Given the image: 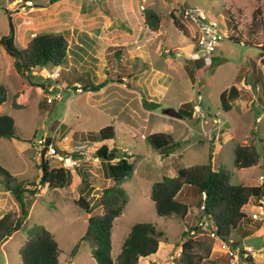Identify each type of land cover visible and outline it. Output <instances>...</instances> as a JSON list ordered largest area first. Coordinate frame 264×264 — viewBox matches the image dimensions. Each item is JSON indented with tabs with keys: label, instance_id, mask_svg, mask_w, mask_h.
Segmentation results:
<instances>
[{
	"label": "rangeland",
	"instance_id": "374dc122",
	"mask_svg": "<svg viewBox=\"0 0 264 264\" xmlns=\"http://www.w3.org/2000/svg\"><path fill=\"white\" fill-rule=\"evenodd\" d=\"M51 1L0 0V38L8 34L10 19L20 49L25 33L27 37L61 34L68 42L66 58L59 67L34 69L28 74L29 80L43 85L44 90L20 77L13 59L0 46V85L6 92L0 115L11 117L16 132L28 140H0V167L18 181L33 182L35 186L28 189L37 192L35 196L25 194V227L0 246V264H21L19 252L34 225H42L54 235L61 250L59 264H97L89 245L81 239L91 214L75 202L82 188L79 170L92 176V199L112 184L107 169L117 159L98 160L94 155L97 144L91 142L92 136L108 126L114 133L109 145H115L119 156L130 155L132 163L131 174L121 182L128 202L113 224L112 259L120 253L134 224L149 223L164 236L156 254L140 259L139 264H175L189 238L200 244L192 251L201 258L198 261L195 257L197 264H264V195L257 201L251 199L243 209L249 221L243 220L240 227L250 234L242 237L231 232L226 239L212 236V228L194 203L196 199L190 198L192 206L184 220L157 217L150 199L153 183L194 165L209 164L214 171L224 170L234 186L264 187V98L261 90L253 87L263 83L264 55L225 39L233 18L236 33L245 36L254 32L257 46L264 44V0ZM148 9L163 17L157 31L144 24L143 10ZM256 9L261 15L252 21ZM213 26L223 39L207 54L200 50L198 41L206 36L204 28ZM116 51L120 52L119 64ZM193 59H203L204 63L193 67L187 62ZM46 72L57 73V79H47ZM89 79L94 84L108 79L113 82L101 92H83ZM78 85L79 92L75 90ZM233 85L239 95L231 102V110L223 112L219 96ZM57 94L61 99L55 98ZM254 96L259 106L253 108ZM151 104L158 106L152 108ZM186 109L193 111L191 119L178 116ZM153 133L169 135L179 148L160 155L145 140ZM47 138L63 159L76 155L77 146L90 145L88 151L74 157L79 165L69 171L71 184L61 190H48L39 184L43 146L38 142ZM248 140L254 141L262 158L256 166L237 169L234 150L247 145ZM44 160L50 169L63 167L58 158L45 154ZM185 189L180 200L184 193L193 196L190 188ZM256 211L258 219L254 220L251 215ZM7 213L19 216L20 209L0 181V218ZM76 246L78 252L73 256Z\"/></svg>",
	"mask_w": 264,
	"mask_h": 264
},
{
	"label": "trees",
	"instance_id": "16d2710c",
	"mask_svg": "<svg viewBox=\"0 0 264 264\" xmlns=\"http://www.w3.org/2000/svg\"><path fill=\"white\" fill-rule=\"evenodd\" d=\"M143 15L145 26L152 31H157L163 17L151 9L143 10ZM259 15H261V12L256 9L253 13L252 21H256ZM170 17L174 20L172 15ZM233 21V18H230L229 36L225 39L232 45L252 47L258 51V54L264 55V44L257 46L253 37L254 32L245 36L236 33L238 28ZM254 23L257 26V22ZM175 24L177 23L175 22ZM0 46L13 59V67L16 73L20 77L25 78L30 86L40 87L44 90L43 85L32 83L28 74L30 75L34 69L59 67L66 58L68 42L61 34L42 33L32 37L25 48L20 49L16 46L14 26L9 19L8 34L0 38ZM114 56L117 58L116 63L119 64L120 52L116 51ZM214 61L215 57H212V62ZM187 62L191 66L194 64L195 67H199V64L204 63L203 59H193ZM218 63L216 62L215 64L217 65ZM126 74L129 76L130 72H126ZM255 76L257 77V75ZM241 78L242 76L239 81ZM262 78L260 76V79ZM109 81L113 82V80L108 79L99 84H94L89 79L83 84V92H98L109 84ZM262 81L260 88L264 87V78ZM254 86L256 87L257 84L254 83ZM238 95L239 91L235 85L220 94V107L223 112L231 110V102L237 99ZM5 100V88L0 85V105ZM151 105L152 108L158 106L157 104ZM17 106V104L14 105V107ZM192 113V110L189 111L188 115H183L180 112L183 117H188V119H191ZM12 139L28 142L16 132L14 121L11 117L0 115V140ZM113 140L114 133L111 126L100 129L96 135L92 136L91 142L93 143L94 141L97 144L94 155L98 160L111 162L117 159L115 163L109 164L107 169V174L112 184L102 189L97 199H92L93 197H91L95 191L92 176L84 170L78 171L82 188L80 189V197L75 204L88 215L91 214L81 239L89 245L90 253L97 264H139L140 259L156 254L164 235L149 223H136L123 240L120 253L115 260L112 259L110 254L113 224L115 219L122 214L128 202L127 195L121 187V182L132 172V163L129 161L131 156L128 154L119 156L115 145H109ZM145 140L160 155H168L180 146L169 135L163 133L150 134ZM76 148L75 152L77 153L74 157L81 155L84 151H88L90 145L77 146ZM56 151H58L57 148ZM112 154H116V157L111 158ZM261 158L262 154L256 149L253 140H248L247 145L238 146L234 150V165L237 169H247L256 166ZM44 167L45 170L42 172L39 183L41 187H46L48 190H61L71 184L72 175L68 170L61 167L50 169L46 162H44ZM39 168L42 169V166ZM0 181L6 191L13 196L20 209L19 216L7 213L0 218V246H2L13 234L20 232L25 227L28 216L25 194L35 196L37 192L28 189V186H35L33 182L18 181L2 167H0ZM185 188H190L193 196H186V193H184L180 200L179 194L184 192ZM84 195L89 199H86ZM263 195L264 187L231 185L229 176L224 170L214 171L209 164L179 169L176 176L163 177L160 181L153 183L150 188V199L154 204L157 217L168 218L174 216L184 220L192 206L191 199L193 201L196 199L194 203L202 210L204 220L208 221L212 232L221 239L228 238L231 232L242 237L250 234L249 230H243L240 227L243 220L249 219L243 209L251 199L257 201ZM91 201L92 204L90 203ZM93 210L95 211L93 212ZM250 221L252 220L250 219ZM198 228H192V230L197 231ZM199 245L193 239H187L182 244L180 255L177 259H174V263L197 264V261L194 262L195 257L198 261L201 258L195 256L192 251ZM77 252L78 246L73 248L71 255L75 256ZM60 254L61 250L54 235L42 225H34L29 230L28 238L19 252L21 264H59ZM241 255L243 254L241 253ZM247 261H250L249 258Z\"/></svg>",
	"mask_w": 264,
	"mask_h": 264
},
{
	"label": "built area",
	"instance_id": "2783aa9c",
	"mask_svg": "<svg viewBox=\"0 0 264 264\" xmlns=\"http://www.w3.org/2000/svg\"><path fill=\"white\" fill-rule=\"evenodd\" d=\"M30 3V2H29ZM31 4V3H30ZM211 28H214V30H211ZM211 28H204V32L206 34V36H203L199 39L198 41V46L200 47V50L207 53V54H211L215 51L216 48V44L220 41H222L223 36L221 35V33L216 29V26H213ZM206 29H208V32H206ZM45 77L47 79H51V80H55L58 77V74L55 72H46ZM76 91H80V86L78 85L77 88H75ZM261 94L264 98V87L261 90ZM56 99H61L60 95L57 94ZM50 102V100H48ZM252 104L255 105L256 107L259 106L258 105V101L257 99H253ZM264 112V110H262V113ZM259 122V119H256V123ZM44 141L45 140H41L38 142L39 145L44 146ZM46 156L48 157H55L58 158L60 161H63V167L65 170L68 171H72L73 169H75L78 165L79 162L77 161V159H75L72 156H68L66 157V159H63L62 157L59 156L58 152L56 151V148L54 147V145L52 143H50L47 147L46 150ZM264 176V175H262ZM264 184V182L262 183ZM261 184V185H262ZM261 204V203H260ZM261 207V206H260ZM260 213V212H259ZM258 211L255 212V214L251 215L252 219H258L257 217ZM202 224H199V226H201ZM193 233V231H192ZM215 235L214 233L212 234V236ZM218 238V237H216ZM239 255V251L236 252V257H238ZM244 256V255H243Z\"/></svg>",
	"mask_w": 264,
	"mask_h": 264
},
{
	"label": "crops",
	"instance_id": "0c3cea01",
	"mask_svg": "<svg viewBox=\"0 0 264 264\" xmlns=\"http://www.w3.org/2000/svg\"><path fill=\"white\" fill-rule=\"evenodd\" d=\"M17 1H19V0H16V2H17ZM25 31H27V28H26ZM27 35H28L27 33L24 34V39H25V41L22 42V44H24V45H23V48H25V46L27 45V43H28V42L30 41V39L33 37V36H32V37H29V36L27 37ZM26 37H27V38H26ZM56 68H57V67H56ZM252 79L254 80V77H252ZM253 87L256 88V89H260V90H262V88H260V87L258 88L257 86L255 87L254 85H253ZM129 90H131V89H129ZM256 91H257V90H256ZM98 92H101V91H98ZM98 92H95V93H98ZM198 98H201V97L199 96ZM252 99H257V98L254 96ZM3 104H4V103H3ZM3 104L0 105V110L2 109V105H3ZM18 104H19V103H18ZM194 107H195V105H194ZM254 107H255V105H253V108H254ZM250 108L252 109V106H251V105H250ZM144 109H145V108H144ZM146 111H149V110H146ZM189 111H190V110H187V109H186V110H181V112H182L183 115H184V114H185V115H188ZM176 113H177V112H176ZM203 113H204V112L201 110L199 115H201V117H203ZM163 114H168V113H165V112H164ZM154 115H157V114H154ZM192 115H193V114H192ZM204 115H205V114H204ZM178 116H179L180 118H184V117L180 114V112L178 113ZM22 138H24V137L22 136ZM24 139H25V138H24ZM87 139H88V138H87ZM12 140H15V139H12ZM20 141H23V140H20ZM23 142H25V141H23ZM84 142H86V141H84ZM84 142H81V144H83ZM86 143L88 144V143H90V142L87 141ZM53 145H54V144H53ZM72 157H74V156H72ZM74 170H75V169H74ZM74 172H76V171H74Z\"/></svg>",
	"mask_w": 264,
	"mask_h": 264
},
{
	"label": "water",
	"instance_id": "95a60500",
	"mask_svg": "<svg viewBox=\"0 0 264 264\" xmlns=\"http://www.w3.org/2000/svg\"><path fill=\"white\" fill-rule=\"evenodd\" d=\"M52 1H54V0H52ZM49 144H50V138H47L45 140V142H44L43 149L41 150V153H40V159H41V163H42V169H41L42 172H44V170H45V167H44V162H45L44 157H45V153H46V150H47V147H48ZM113 157H114V154L111 155V158H113Z\"/></svg>",
	"mask_w": 264,
	"mask_h": 264
},
{
	"label": "clouds",
	"instance_id": "9594fccd",
	"mask_svg": "<svg viewBox=\"0 0 264 264\" xmlns=\"http://www.w3.org/2000/svg\"><path fill=\"white\" fill-rule=\"evenodd\" d=\"M256 119H257V118H256ZM258 119H259V118H258ZM255 122H256V120H255ZM259 122H260V120H259ZM259 122H258V123H259ZM50 143H52V142H51V139H50ZM54 147H55V146H54Z\"/></svg>",
	"mask_w": 264,
	"mask_h": 264
}]
</instances>
